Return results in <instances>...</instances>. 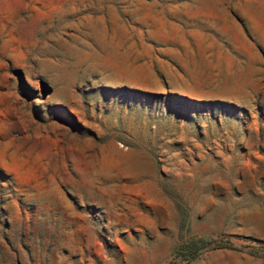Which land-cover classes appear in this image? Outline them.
Returning a JSON list of instances; mask_svg holds the SVG:
<instances>
[{"label":"rangeland","instance_id":"1","mask_svg":"<svg viewBox=\"0 0 264 264\" xmlns=\"http://www.w3.org/2000/svg\"><path fill=\"white\" fill-rule=\"evenodd\" d=\"M0 264H264V0H0Z\"/></svg>","mask_w":264,"mask_h":264},{"label":"trees","instance_id":"2","mask_svg":"<svg viewBox=\"0 0 264 264\" xmlns=\"http://www.w3.org/2000/svg\"><path fill=\"white\" fill-rule=\"evenodd\" d=\"M201 242H192L186 246H184L179 253L184 257V259L190 257L193 254V250L199 246ZM195 255V254H194Z\"/></svg>","mask_w":264,"mask_h":264}]
</instances>
